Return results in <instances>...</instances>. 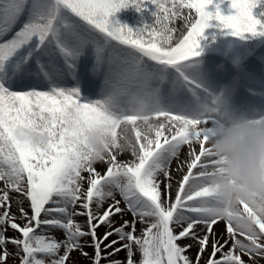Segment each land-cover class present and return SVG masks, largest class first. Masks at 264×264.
Returning <instances> with one entry per match:
<instances>
[{
  "label": "snow or ice",
  "instance_id": "obj_1",
  "mask_svg": "<svg viewBox=\"0 0 264 264\" xmlns=\"http://www.w3.org/2000/svg\"><path fill=\"white\" fill-rule=\"evenodd\" d=\"M129 7L150 12L152 22L121 23L116 13ZM183 9L186 32L174 42L168 24ZM222 37H264V0H0V179L7 177L0 188V264L12 255L20 264H79L71 256L77 250L92 264H194L192 244L182 243L189 238L200 246L198 264L222 219L202 202L212 198L219 169L209 144L219 122L214 108L229 92L216 90L201 68L205 47ZM87 56L94 57L91 75L102 79L95 99L86 94L94 82L81 72ZM133 101L149 110L140 114ZM252 115L264 123V112ZM153 116L164 122L150 123ZM182 146L190 163L172 198L161 184L171 188L168 169ZM127 150L132 158L118 160ZM105 154L101 174L94 165ZM129 213L133 219H123ZM243 214L247 226L224 219L223 243L213 233L208 264L264 257V208L244 204ZM200 225L207 226L203 237ZM9 228L19 235L8 237ZM85 246L93 247L91 256Z\"/></svg>",
  "mask_w": 264,
  "mask_h": 264
},
{
  "label": "bare ground",
  "instance_id": "obj_2",
  "mask_svg": "<svg viewBox=\"0 0 264 264\" xmlns=\"http://www.w3.org/2000/svg\"><path fill=\"white\" fill-rule=\"evenodd\" d=\"M214 10V7L211 9ZM182 11V15L176 16L175 18H171L170 22L168 24L169 28L176 29V32L173 33V41L180 36L181 32H186V22L184 20V16H186L189 12L188 9L180 10ZM194 12V10H192ZM229 11V5L227 3L221 5V12L222 14H228ZM116 16L118 17H131L133 18L135 22V27L142 26L143 22L151 23L153 20V17L151 16V13L148 11H145L144 13L138 12L134 7H129L126 9H121L119 12L116 13ZM11 34H9L10 38ZM215 56L219 57V60L215 58ZM86 60H88V57H86ZM202 64L201 68L206 75V78L213 86H219L217 90L219 89H227L229 92V99L234 106H241L242 102V96L245 94L249 95V91L259 93L264 98V85L262 84V79L264 77V37L253 39V40H241L239 38H232V37H222L219 42L211 47H205V50L202 53L201 56ZM238 61V63H237ZM233 64L236 65L234 67V75L233 77L228 80L230 73L233 71ZM232 67H230V66ZM88 77V75H86ZM91 79H95L94 76H92ZM96 83L98 85L102 84V79L98 78L96 80ZM101 86V85H100ZM100 87H96V90L87 91L86 94L92 95V97L95 99L97 98L95 95V92L99 94ZM147 104V103H145ZM144 104H139L136 101H133L132 107L139 112V109L143 107ZM164 122V117H160L157 119L155 116L152 117V120H150V123H160ZM137 124H142L141 121H137ZM124 126H121V129H117L118 136L121 134L122 128ZM129 137L134 139V134L131 131V126L129 125ZM154 135V133H153ZM165 135L170 134L166 131ZM123 143V141H121ZM207 146V145H205ZM189 152V147L184 146L181 148L180 151V158H177L174 160L172 164V170L170 171L171 175V188L166 189L165 184L169 181L165 180V177L161 174L159 176V179L165 180V184H161V191L163 194H169L172 198L175 197L176 192L178 190V182L182 180V177L187 173V171L184 173V168L180 167L178 168V164L180 162H184L183 166L187 168V165L190 160L186 159V154ZM106 160L105 161H96L95 162V168L98 172H101L102 174L106 171L108 164H107V154H105ZM131 151L127 150L124 152H121L118 155V160L126 161L131 159ZM182 158V159H181ZM203 159V158H202ZM194 174L195 170H194ZM87 176L88 174L85 173ZM119 198V197H118ZM105 207H107V204H105ZM17 216L19 213L16 214ZM125 220L131 221L133 219L131 213L127 214L123 217ZM114 220L116 222V225L119 226L121 221V217L117 215L114 217ZM83 222V220H81ZM142 223L136 224L137 232H140L142 230ZM144 228V227H143ZM99 231H106V229L102 226L99 228ZM11 234L10 236H12ZM55 235H57L60 238H63L62 232H57ZM13 237H15L13 235ZM115 237H110L111 239H114ZM90 241V238H88ZM187 241V239L182 240V242ZM191 249H196L195 244L192 245ZM14 251V250H13ZM11 253H15V252ZM84 252H87L89 256H91L94 253V249L91 246H85L83 249ZM109 251H111L109 249ZM213 248L211 249V252L207 253L204 252L202 256L199 258L200 261H204L205 257H208L210 259L212 254ZM103 255V253H102ZM125 252L121 251L119 256H116L115 258L118 260H123L125 258ZM72 259L74 261H78L79 264H92V261L88 258L82 255L81 251L77 250L74 251L72 254ZM217 257V256H216ZM215 257V258H216ZM248 257V256H246ZM190 258L193 260L194 264L197 260V254L195 252H192V255ZM249 259V258H247ZM255 264H262V260L259 258H254ZM19 261V258L15 255H12L8 261L7 264H16ZM103 262H108L107 260H102L101 264Z\"/></svg>",
  "mask_w": 264,
  "mask_h": 264
},
{
  "label": "clouds",
  "instance_id": "obj_3",
  "mask_svg": "<svg viewBox=\"0 0 264 264\" xmlns=\"http://www.w3.org/2000/svg\"><path fill=\"white\" fill-rule=\"evenodd\" d=\"M149 107L144 104L139 113ZM214 110L219 122L211 130L209 144L219 169L210 181L213 196L202 206L222 219L231 216L247 226L242 206L264 208V123L232 105L226 95L217 99Z\"/></svg>",
  "mask_w": 264,
  "mask_h": 264
},
{
  "label": "rangeland",
  "instance_id": "obj_4",
  "mask_svg": "<svg viewBox=\"0 0 264 264\" xmlns=\"http://www.w3.org/2000/svg\"><path fill=\"white\" fill-rule=\"evenodd\" d=\"M116 19H118L121 23H124V24H127L129 27H133V28H135V22H134V20H133V18H132V16L131 17H118V16H116ZM90 58L91 59H89V61H91V60H93L94 59V57L92 58V56H90ZM84 61H86V60H84ZM233 72V71H232ZM231 75H234V73H230V76ZM260 110V111H262V112H264V108H259V107H255V108H252V109H249V110H244L245 112H247V113H249L250 115H252V112L253 111H255V110ZM184 146H182V148H183ZM181 154H179V156H180ZM178 156V158H180ZM182 159V158H181ZM174 160H176V159H174ZM174 160L172 161V163L170 164V166H169V169H168V171L169 170H172V164H173V162H174ZM184 163V162H183ZM187 163H189V162H187ZM183 168H184V173L187 171V168H185L184 166H182ZM170 172V171H169ZM101 173V172H100ZM102 174V173H101ZM83 175H85V173H83ZM86 176V175H85ZM7 182V177H5L4 179H0V188H3V186L5 185V183ZM192 181H190V183H191ZM198 182H200V183H203V181H198ZM205 186H207V185H205ZM0 194H2V192H0ZM10 195L11 196H13V197H15L17 194L16 193H11L10 192ZM24 207L25 208H27L28 207V204L27 203H25V205H24ZM243 207V206H242ZM11 212L13 213V214H17L18 212H17V207H16V205H15V203H13L12 204V207H11ZM78 219L81 221V220H84V218L83 217H78ZM143 225V227H144V224H142ZM226 226H227V221L226 220H224V219H218V221H217V223L215 224V225H213L212 226V233H208V237H209V242H208V245L206 246V248H205V250H204V252H207V253H209V252H211V249H212V244H213V233H214V235H215V238L216 239H220L221 240V243H223V240H225V239H229V235L227 234V232H226ZM143 227H142V229H143ZM207 228V226L206 225H200V226H198L197 227V229H196V231L198 232V234L201 236V237H203L204 235H205V229ZM57 233V232H56ZM56 233H53V235H55ZM104 233V231H99V229H98V235H101L102 236V234ZM140 232H137V234H139ZM11 234H13L15 237L16 236H18L19 235V233L18 232H16V231H14V230H12L11 228H9L8 230H7V232H6V235L8 236V237H13V235L12 236H10ZM222 238V239H221ZM238 238H240V239H244L243 237H238ZM88 239V238H87ZM183 244H195V246H196V249H190L188 252H187V254H188V256L190 257L191 255H192V252H195L196 254L198 253V251H199V244L195 241V240H193V239H187V241H184V242H182ZM231 246V240H229V244L228 245H226L225 246V250H227V248H229ZM8 250L10 251V252H12L13 250V252H16L17 250H16V248H15V246L14 245H12V244H8ZM203 252V253H204ZM203 253H202V255H203ZM120 255V253L118 254V256ZM201 255V256H202ZM217 257V259H219V258H221V254L220 253H217V255H216ZM247 258H249V257H246V256H243V259L245 260V261H248L249 259H247ZM254 258H259L260 260H262L263 262H262V264H264V257H261V256H256V257H254ZM208 261H209V258L208 257H205L204 258V261H200V263H198V264H208ZM16 264H20V261H18ZM103 264H108V262H103Z\"/></svg>",
  "mask_w": 264,
  "mask_h": 264
}]
</instances>
